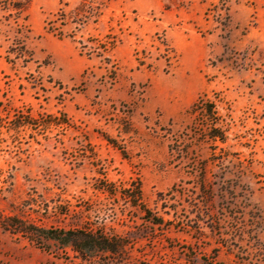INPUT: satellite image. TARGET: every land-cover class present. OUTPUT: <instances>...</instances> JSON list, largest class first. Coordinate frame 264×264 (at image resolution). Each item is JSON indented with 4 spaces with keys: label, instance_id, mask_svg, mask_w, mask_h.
I'll use <instances>...</instances> for the list:
<instances>
[{
    "label": "rangeland",
    "instance_id": "rangeland-1",
    "mask_svg": "<svg viewBox=\"0 0 264 264\" xmlns=\"http://www.w3.org/2000/svg\"><path fill=\"white\" fill-rule=\"evenodd\" d=\"M16 1L0 0V264H129L15 220L126 236L132 264H264V0H30L18 22ZM109 183H140L166 225Z\"/></svg>",
    "mask_w": 264,
    "mask_h": 264
},
{
    "label": "trees",
    "instance_id": "trees-1",
    "mask_svg": "<svg viewBox=\"0 0 264 264\" xmlns=\"http://www.w3.org/2000/svg\"><path fill=\"white\" fill-rule=\"evenodd\" d=\"M30 0L24 4L16 1L13 4L14 16L19 21L22 13L28 7ZM169 9V8H168ZM55 19L47 21L48 31L55 33L58 36H63V26L65 25L66 13L64 8H60L55 14ZM60 22L61 26H57ZM114 39V38H113ZM116 42L113 40L109 42L105 51H111L115 47ZM140 64L144 65L145 62L140 60ZM204 113L208 119V131L206 132V139L211 143L227 141L226 131L218 126L220 122L219 115L216 111L214 103L207 101H199L192 107L191 113ZM25 124V123H24ZM30 124V123H28ZM22 124L18 125L20 127ZM104 193L111 196H116L119 199H124L132 207H139L144 213V219L153 225L164 226L166 221L163 217H155L154 214L143 204V191L140 183H132L130 187L119 189L114 183L99 188ZM14 219V218H13ZM24 221H13L9 224L14 227L16 232L30 234L33 238L32 241L38 240H52L60 245L63 250L70 249L76 256H81L85 259H91L97 256H106L113 259H120L121 263L132 264L133 258L131 255V242L126 236L110 235L107 232L100 231L98 228H75V229H43L35 226L34 224L25 225Z\"/></svg>",
    "mask_w": 264,
    "mask_h": 264
}]
</instances>
